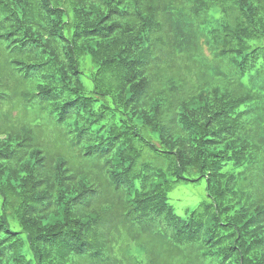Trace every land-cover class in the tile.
Here are the masks:
<instances>
[{"label": "trees", "instance_id": "obj_1", "mask_svg": "<svg viewBox=\"0 0 264 264\" xmlns=\"http://www.w3.org/2000/svg\"><path fill=\"white\" fill-rule=\"evenodd\" d=\"M0 200V264H264V0H0Z\"/></svg>", "mask_w": 264, "mask_h": 264}, {"label": "rangeland", "instance_id": "obj_2", "mask_svg": "<svg viewBox=\"0 0 264 264\" xmlns=\"http://www.w3.org/2000/svg\"><path fill=\"white\" fill-rule=\"evenodd\" d=\"M91 67H93L92 60L88 62V65H85V74L83 75V82L88 93L93 87V82L89 78ZM207 198V181L205 178L177 183L168 195V201L174 207L175 212L183 217L197 208L200 203L207 201ZM13 228L19 229L16 223L13 224Z\"/></svg>", "mask_w": 264, "mask_h": 264}]
</instances>
